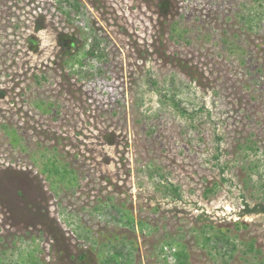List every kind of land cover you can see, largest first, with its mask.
I'll return each mask as SVG.
<instances>
[{
	"label": "rangeland",
	"instance_id": "obj_1",
	"mask_svg": "<svg viewBox=\"0 0 264 264\" xmlns=\"http://www.w3.org/2000/svg\"><path fill=\"white\" fill-rule=\"evenodd\" d=\"M80 1L0 0V264H264V0Z\"/></svg>",
	"mask_w": 264,
	"mask_h": 264
},
{
	"label": "trees",
	"instance_id": "obj_2",
	"mask_svg": "<svg viewBox=\"0 0 264 264\" xmlns=\"http://www.w3.org/2000/svg\"><path fill=\"white\" fill-rule=\"evenodd\" d=\"M57 2V8L61 10V12L67 17L68 21L73 23L75 22V18H79L82 15V11L84 10V5L82 4V2L80 0H56ZM164 6H166V4H162ZM247 24L249 23V26L251 24H253V20H250V17L247 16ZM251 23V24H250ZM256 23V22H255ZM171 37H173V39L177 40V38H185V31L184 30H179L178 28V23L177 21L173 22L171 25ZM256 26V25H255ZM254 26V27H255ZM251 28H254L253 26H250ZM93 29V28H92ZM68 39H67V45L66 47L72 48V38L70 37L69 34H66ZM100 43L98 40H95L92 45L90 46L89 50H87L85 52L84 55H88V56H92V57H96L99 56L97 55V53H99V48H100ZM65 47V48H66ZM72 50V49H69ZM75 59V55L72 54H66L65 58H64V62L70 63V65H75L76 64H80L82 65L81 60L76 59L75 62H72ZM72 62V63H71ZM154 85L156 84L155 81H153ZM168 95H164V97H167ZM169 103L181 114V115H188L187 109L181 107V103H179V101L176 100V97L173 96L170 100ZM50 170H48L49 172ZM248 213H263L264 214V205H258L255 206L251 209H247L246 210ZM126 218H127V222H126V226L131 227L132 222H134V219L132 216L129 215V213H125ZM221 234V233H220ZM224 234H222L221 236H218L217 234H214V237L218 240H220L221 238H223L222 240H225L227 243H229V239L223 236ZM207 241H212V237H206ZM171 246V245H170ZM251 249L253 250V246L251 247ZM123 253L122 252H118L115 253V256H111L109 257V260H107L105 262V264H109L110 262H115L116 264H120V262L117 260V257H122ZM171 257L174 258L175 262L177 264H188V254L187 252L184 250V248L179 247L178 249H176L175 252L170 254Z\"/></svg>",
	"mask_w": 264,
	"mask_h": 264
},
{
	"label": "built area",
	"instance_id": "obj_3",
	"mask_svg": "<svg viewBox=\"0 0 264 264\" xmlns=\"http://www.w3.org/2000/svg\"><path fill=\"white\" fill-rule=\"evenodd\" d=\"M171 250H173V249H171V248H168L167 246L166 247H164V253H166V255H168V254H171L172 253V251ZM175 250L176 249H174V251L173 252H175Z\"/></svg>",
	"mask_w": 264,
	"mask_h": 264
},
{
	"label": "flooded vegetation",
	"instance_id": "obj_4",
	"mask_svg": "<svg viewBox=\"0 0 264 264\" xmlns=\"http://www.w3.org/2000/svg\"><path fill=\"white\" fill-rule=\"evenodd\" d=\"M263 214V213H262Z\"/></svg>",
	"mask_w": 264,
	"mask_h": 264
}]
</instances>
